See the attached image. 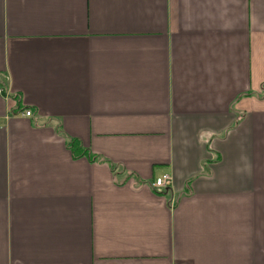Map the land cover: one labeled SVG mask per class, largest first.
Segmentation results:
<instances>
[{
	"label": "crops",
	"instance_id": "0c3cea01",
	"mask_svg": "<svg viewBox=\"0 0 264 264\" xmlns=\"http://www.w3.org/2000/svg\"><path fill=\"white\" fill-rule=\"evenodd\" d=\"M0 264H264V0H0Z\"/></svg>",
	"mask_w": 264,
	"mask_h": 264
},
{
	"label": "built area",
	"instance_id": "2783aa9c",
	"mask_svg": "<svg viewBox=\"0 0 264 264\" xmlns=\"http://www.w3.org/2000/svg\"><path fill=\"white\" fill-rule=\"evenodd\" d=\"M31 111L25 113V116L31 117ZM172 184V177L168 174L162 175L161 177L157 178L153 183L152 187L156 191H164Z\"/></svg>",
	"mask_w": 264,
	"mask_h": 264
},
{
	"label": "trees",
	"instance_id": "16d2710c",
	"mask_svg": "<svg viewBox=\"0 0 264 264\" xmlns=\"http://www.w3.org/2000/svg\"><path fill=\"white\" fill-rule=\"evenodd\" d=\"M69 147L71 150H73L74 154H76L75 152H77V151H79V152L81 151V150H79L76 141H73L71 144H69Z\"/></svg>",
	"mask_w": 264,
	"mask_h": 264
}]
</instances>
